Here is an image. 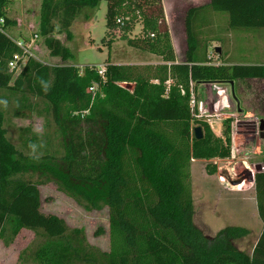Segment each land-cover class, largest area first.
<instances>
[{"label": "trees", "instance_id": "obj_1", "mask_svg": "<svg viewBox=\"0 0 264 264\" xmlns=\"http://www.w3.org/2000/svg\"><path fill=\"white\" fill-rule=\"evenodd\" d=\"M40 1L36 35L44 39L49 57L71 60L70 51L56 37L71 39L70 28L83 12H93L106 2L107 45L111 33L119 29L120 39L129 47L158 57L163 64L136 68L111 64L107 58L102 78L98 67L79 70L30 60L13 76L6 64L18 50L0 34V92L19 96L15 118L24 119V112L35 111L31 99L41 100L62 151L59 157L20 153L6 137L0 110V240L4 246L27 230L43 241L34 250L20 253L23 264H264V230L248 253L235 244L249 236L247 229L226 227L210 239L193 223L191 163L229 158L230 120L223 137L215 138L206 123L192 117L189 107L191 86L196 91L205 83L234 82L236 92L238 81H264V62L239 65L226 56V63L214 64L208 55V42L219 44L218 59L228 54L223 53L221 39L226 31L235 35L264 30V0H207L188 9L182 64L175 62L163 0ZM10 2L0 0L6 28L16 25L6 15ZM152 8L155 12H149ZM214 15L224 21L225 30L216 29L215 36L201 39V29L211 27L204 24L205 18ZM138 21L144 36L131 39ZM136 69L144 70L134 74ZM116 83L133 85L131 93ZM93 85L98 93L92 100L88 90ZM194 127L201 128V140L194 139ZM23 132L30 135L23 139L25 148L33 146L40 154L43 146L38 137L28 129ZM259 163L264 167V158ZM206 170L209 175L216 172L210 163ZM46 182L92 208L108 209L107 253L88 246L81 230H68L62 220L41 213L39 187ZM253 189L264 224V170L254 175Z\"/></svg>", "mask_w": 264, "mask_h": 264}, {"label": "rangeland", "instance_id": "obj_2", "mask_svg": "<svg viewBox=\"0 0 264 264\" xmlns=\"http://www.w3.org/2000/svg\"><path fill=\"white\" fill-rule=\"evenodd\" d=\"M161 1L162 14L164 16L165 25L168 29L165 19V9ZM40 0H11L6 15L9 19L16 21L19 29L22 32L32 30L35 34L38 33L39 27V10ZM173 8H169L170 26H174L177 31L174 34V43H176L177 57H183L185 51V31L183 27L184 7H179L178 2H175ZM152 8L149 12H155ZM107 12V3L101 2L98 9L93 12L84 11L83 15L78 18L70 28L71 39L66 40L64 35L57 36L60 41L71 53V60L61 61L58 58H51L44 46V39L36 42L35 57L38 62L48 66H74L82 70L86 66H94L102 68L107 58L113 64H122L136 68L146 66H157L161 63L158 57L145 52L133 49L127 45L125 41L120 39V30H114L112 41L107 45L109 35H105V15ZM215 13V12H213ZM226 16L224 13H215ZM214 15L206 17L204 24L211 23V27L206 26L200 31L201 39H210L211 35H216V29H224V21ZM212 19V21H211ZM227 19V18H226ZM208 29V31H207ZM210 30V35L207 36ZM222 34H220L221 36ZM144 36L141 22L138 21L134 26V31L129 34L131 39H139ZM212 36V37H213ZM241 40H239L237 37ZM220 38V37H219ZM224 41L222 46L223 53L228 54L221 59L212 49L219 46L217 42H208V55L214 64L226 63L225 59L230 58L231 61L239 65H248L251 63L264 62V30L254 31L251 33L231 34L226 31V34L221 38ZM182 45L183 50L179 48ZM179 48V50H178ZM181 51V54H180ZM222 53V52H221ZM228 56V58H226ZM162 64V63H161ZM134 74L143 73L144 69H136ZM133 85L127 84L128 89ZM226 89V97L232 105V110L224 111V114H236L237 118H233L229 123L230 149L234 148L235 159H231L229 155L228 163H219L218 165H228L230 171V179L238 176L243 177V182H246L242 192H234L226 184H219L218 178L221 176L217 171L213 175H209L206 166L209 162L193 161L190 167V187L193 199V223L197 229L207 238H214L215 235L226 227H241L247 229L250 233L244 240L236 242V247L240 251L249 252L255 244L260 233L261 226L256 215L254 202L253 184L243 171L245 162L248 167L255 171V166L264 158V140L256 139L254 144L245 149V143H248L250 128L246 127L245 121H253L259 125V121L264 120V81L259 79L238 81L235 87V96L240 102L241 114L237 113L235 103L230 95V87L221 85ZM199 87L194 91V96L201 97ZM18 95H12L10 92H0V110L4 114V128L8 141L22 154H33L40 157L44 155H52L59 157L62 153L60 149V137L58 136L52 118L49 113L45 112V104L38 99H31V104L34 106V112H24L26 118H15L14 107ZM229 121V120H226ZM213 121L209 130L215 138L223 137V130L227 122ZM232 124V127H231ZM249 125V123H248ZM209 127V126H208ZM196 128V127H194ZM28 129L31 134H35L43 146V151L39 154L25 148L24 137L30 138V135H24L23 130ZM234 132V144H231V131ZM245 140V143H244ZM35 146V144H34ZM244 163V164H243ZM225 173V172H224ZM256 172H254V175ZM225 175H228L225 173ZM251 175V174H250ZM227 178V181L229 180ZM30 182L38 181L35 177H23ZM251 189V190H249ZM239 191V190H238ZM40 210L44 215L55 216L62 220L68 230H81L84 236L85 243L102 252L107 253L109 250V235H108V209L104 206L92 208L87 203L80 199H74L68 196L56 184L46 182L39 187ZM43 240L33 232L22 230L13 242L5 247L3 241L0 240V264H23L19 261L20 253L24 251H32ZM26 260H28L26 258ZM27 262L26 264H29Z\"/></svg>", "mask_w": 264, "mask_h": 264}, {"label": "built area", "instance_id": "obj_3", "mask_svg": "<svg viewBox=\"0 0 264 264\" xmlns=\"http://www.w3.org/2000/svg\"><path fill=\"white\" fill-rule=\"evenodd\" d=\"M16 22V21H15ZM19 25L16 23V25L12 28H6L5 27V20L4 18H0V34L5 36L10 43L18 50L15 54H13L9 60L7 61L6 68L8 73L12 74L13 76L19 75L28 62L30 60H36L35 52L37 50L36 48V42L38 39V36L32 32V30H28L27 32L20 31ZM105 72L104 66L102 68H99L97 73L100 77L103 78ZM117 87L130 91L127 87V83H116ZM200 89L203 91L201 92V97L194 96V91L192 90V86L190 89V112L192 117L195 120L203 121L206 123L209 128L213 121L220 122L221 120H231L233 118H237L238 115L236 114H230L226 115L224 114V111L226 110H232V105L229 103L227 97H226V89L222 88L221 85L215 84V83H205L201 84ZM88 93L91 94L92 100L98 93V86L93 85L89 90ZM131 93V91H130ZM232 127V124H231ZM234 130L231 131V144H234ZM234 148L231 147L230 149V158L233 160L235 159ZM229 158L227 159H213L210 162L212 165L215 166L216 171L219 175H221L218 180L219 184H226L230 190L233 191V187L231 185L232 182L237 181L239 178L238 176H235L234 178L230 179V171L232 169L228 170L227 166ZM228 163V165H218L219 163ZM244 164V163H243ZM264 170V169H262ZM243 171H248L252 178H254V170L251 169V167H248L247 163L245 162ZM228 175H225V173ZM229 177V180L227 181V178ZM253 184V183H252Z\"/></svg>", "mask_w": 264, "mask_h": 264}, {"label": "crops", "instance_id": "obj_4", "mask_svg": "<svg viewBox=\"0 0 264 264\" xmlns=\"http://www.w3.org/2000/svg\"><path fill=\"white\" fill-rule=\"evenodd\" d=\"M175 2H178V6L179 7H186L185 8V12L188 10V9H191V8H194V7H199V6H202V5H205V4H207L208 3V1L207 0H168V1H164L163 0V3H162V5H163V7H164V9H165V19H166V23H167V26H168V32H169V36H170V40H171V45H172V48H173V51H174V55H175V62H176V64H182L183 63V57L182 58H178L177 57V49H176V43H174V34H176L177 33V31L175 30V27L174 26H170V21H169V15H168V13H167V10H170L169 8H173L174 6H177V5H174L175 4ZM185 12H184V14H185ZM184 45H185V50H186V44L184 43ZM180 47V49H181V51L183 50V48H182V45H179ZM214 47V46H213ZM216 47V46H215ZM179 48H178V50H179ZM181 51H180V54H181ZM182 55V54H181ZM111 64H113L112 62H110ZM162 63V62H161ZM160 63V64H161ZM163 64V63H162ZM118 65H122V64H118ZM225 86V85H224ZM260 164V163H259ZM262 165V164H261ZM262 172V171H261ZM239 193V192H238ZM254 202H255V210H256V215H257V218L259 219V217H258V214H257V208H256V201H255V194H254ZM259 224H260V226L262 227L261 228V230H260V233H259V235H258V237H257V240H258V238L260 237V235H261V233H262V230H264V224H262V222H261V220L259 219ZM257 240H256V242H257ZM256 242H255V244H256ZM255 244L253 245V247L255 246ZM253 247L251 248V250L248 252V253H251V251H252V249H253Z\"/></svg>", "mask_w": 264, "mask_h": 264}, {"label": "water", "instance_id": "obj_5", "mask_svg": "<svg viewBox=\"0 0 264 264\" xmlns=\"http://www.w3.org/2000/svg\"><path fill=\"white\" fill-rule=\"evenodd\" d=\"M214 51H215V53H217L218 56L220 55V48L219 47H215ZM226 85L230 87V95H231V98H232L233 102L235 103V108L237 110V113L238 114H241L243 111L240 109V102L237 99V97L235 96V92H234V82H229ZM260 132H261L260 138L262 140H264V120H261L260 121ZM192 133H193V137H194L195 140L198 141V140H201L202 139V130H201L200 127L194 128L192 130ZM262 169H264V167H262L261 164H257L255 166V172L256 173L261 172ZM244 175L249 178V181L251 183L254 182V178H252V176L250 175V173L248 171H245ZM243 180H244L243 177H241L237 181L232 182L231 185L232 186H237L238 184H241L243 182Z\"/></svg>", "mask_w": 264, "mask_h": 264}, {"label": "flooded vegetation", "instance_id": "obj_6", "mask_svg": "<svg viewBox=\"0 0 264 264\" xmlns=\"http://www.w3.org/2000/svg\"><path fill=\"white\" fill-rule=\"evenodd\" d=\"M245 122H246L245 126L250 128L249 131H248V134H249V140H247L248 143H245V140H244L245 149H247L249 145L254 144L256 142V139L258 137H259V139H261L260 138L261 132H260V121H259V125H256V123L253 122V121H245ZM248 123H249V125H248Z\"/></svg>", "mask_w": 264, "mask_h": 264}, {"label": "bare ground", "instance_id": "obj_7", "mask_svg": "<svg viewBox=\"0 0 264 264\" xmlns=\"http://www.w3.org/2000/svg\"><path fill=\"white\" fill-rule=\"evenodd\" d=\"M245 185H246V182L244 181V182H242L241 184H238L237 186H234L232 189H233V191L234 192H242V191H247V190H244L243 188L245 187ZM239 190V191H238ZM249 190H251V189H249Z\"/></svg>", "mask_w": 264, "mask_h": 264}]
</instances>
